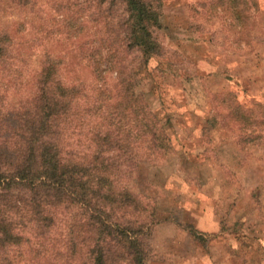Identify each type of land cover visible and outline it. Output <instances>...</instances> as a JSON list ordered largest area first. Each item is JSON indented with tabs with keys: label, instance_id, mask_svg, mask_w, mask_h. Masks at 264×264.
<instances>
[{
	"label": "trees",
	"instance_id": "1",
	"mask_svg": "<svg viewBox=\"0 0 264 264\" xmlns=\"http://www.w3.org/2000/svg\"><path fill=\"white\" fill-rule=\"evenodd\" d=\"M4 3L28 15L36 1ZM229 3L243 21L248 1ZM47 4L54 14L45 33L64 35L90 70L93 90L65 80L50 53L29 72L32 61L18 50L20 28H0V81L34 87L18 101L9 99V88L0 91V264H144L147 227L110 211L140 207L126 185L115 183L141 153L169 146L131 69L133 59L163 54L155 36L162 0ZM110 72L112 84L105 79Z\"/></svg>",
	"mask_w": 264,
	"mask_h": 264
},
{
	"label": "rangeland",
	"instance_id": "2",
	"mask_svg": "<svg viewBox=\"0 0 264 264\" xmlns=\"http://www.w3.org/2000/svg\"><path fill=\"white\" fill-rule=\"evenodd\" d=\"M34 1L28 15L2 4L0 28H20L18 50L32 61L29 72L50 53L64 79L91 94L90 70L64 35L45 33L53 8ZM247 1L239 21L229 0H162L155 36L163 54L131 64L136 90L169 144L153 156L141 153L115 183L140 205L110 212L147 227L144 264H264V0ZM114 77L105 79L112 84ZM12 87V101L34 88Z\"/></svg>",
	"mask_w": 264,
	"mask_h": 264
}]
</instances>
